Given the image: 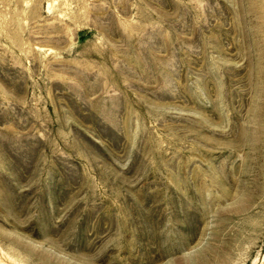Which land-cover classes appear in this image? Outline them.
<instances>
[{"label": "rangeland", "instance_id": "obj_1", "mask_svg": "<svg viewBox=\"0 0 264 264\" xmlns=\"http://www.w3.org/2000/svg\"><path fill=\"white\" fill-rule=\"evenodd\" d=\"M0 264H264V0H0Z\"/></svg>", "mask_w": 264, "mask_h": 264}, {"label": "bare ground", "instance_id": "obj_2", "mask_svg": "<svg viewBox=\"0 0 264 264\" xmlns=\"http://www.w3.org/2000/svg\"><path fill=\"white\" fill-rule=\"evenodd\" d=\"M0 262H2V261L0 260Z\"/></svg>", "mask_w": 264, "mask_h": 264}]
</instances>
